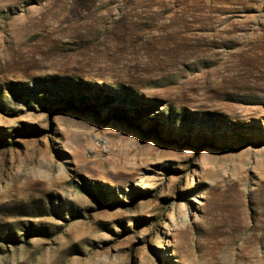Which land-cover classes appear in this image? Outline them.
<instances>
[{"label":"rangeland","instance_id":"obj_1","mask_svg":"<svg viewBox=\"0 0 264 264\" xmlns=\"http://www.w3.org/2000/svg\"><path fill=\"white\" fill-rule=\"evenodd\" d=\"M0 264H264V0H0Z\"/></svg>","mask_w":264,"mask_h":264}]
</instances>
